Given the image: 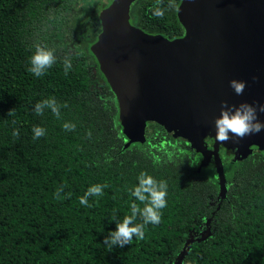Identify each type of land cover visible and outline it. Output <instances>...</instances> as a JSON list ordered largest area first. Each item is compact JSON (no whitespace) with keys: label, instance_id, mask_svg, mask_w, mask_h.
<instances>
[{"label":"trees","instance_id":"16d2710c","mask_svg":"<svg viewBox=\"0 0 264 264\" xmlns=\"http://www.w3.org/2000/svg\"><path fill=\"white\" fill-rule=\"evenodd\" d=\"M111 1L0 0V264H174L188 240L180 264H264V150L238 161L222 148L220 202L213 165L197 171L200 154L163 127L148 122L145 142L124 147L117 102L90 47L77 50L53 37L77 18L72 11L81 3H89L87 13ZM179 2L135 0L130 23L148 34L180 37ZM156 7L166 9L163 16L152 15ZM98 14H92L90 46L101 30ZM35 44L57 56L40 78L27 71ZM50 97L61 105L59 119L48 109L40 116L32 111ZM64 122L75 129H62ZM37 125L45 135L33 140ZM141 172L167 185L160 223L147 225L144 239L109 249L102 241L115 222L130 215L131 203L144 207L130 194ZM95 184L107 185L103 196L81 206L78 198Z\"/></svg>","mask_w":264,"mask_h":264},{"label":"water","instance_id":"95a60500","mask_svg":"<svg viewBox=\"0 0 264 264\" xmlns=\"http://www.w3.org/2000/svg\"><path fill=\"white\" fill-rule=\"evenodd\" d=\"M134 2L112 0L102 9L101 30L90 46L117 102L124 147L145 142L148 122L163 127L201 155L197 171L213 157L221 202L226 187L219 146L238 161L253 149L264 150V129L224 142L216 140L214 129L221 101L264 102V0H180L176 17L183 34L171 40L130 23ZM232 79L245 82L240 95L229 87ZM206 137L213 139L211 151ZM208 235L209 230L200 240Z\"/></svg>","mask_w":264,"mask_h":264},{"label":"clouds","instance_id":"9594fccd","mask_svg":"<svg viewBox=\"0 0 264 264\" xmlns=\"http://www.w3.org/2000/svg\"><path fill=\"white\" fill-rule=\"evenodd\" d=\"M172 5L170 4L169 7ZM166 9L156 7L152 11L155 17L164 15ZM70 55V54H69ZM69 55L63 59L64 74L67 75L72 68V61ZM57 56L55 49L46 45L35 44L34 52L29 58V67L27 71L34 77H42L48 69L56 62ZM255 79V77L253 78ZM229 87L232 88L236 95H240L245 88L243 80L232 79L229 81ZM67 105H64L66 107ZM61 105L57 104L55 98H47L33 105L32 111L35 115L40 116L45 109L51 111L52 115L57 119L60 118ZM11 114V113H9ZM258 114H264V102L252 103L241 102L238 105L227 104L221 101L219 115L214 118L215 138L217 141L224 142L230 139L236 140L243 138L246 135H252L264 129V120L258 118ZM62 129L73 131L75 124L64 122ZM32 139L37 140L45 135V129L41 126H33L31 129ZM12 136H18V131L13 129ZM106 184H95L89 186L84 194L78 198L79 204L84 207H91L88 198L103 196V189ZM63 191V185L56 189L55 195L60 196ZM131 196L135 200L144 204V207L138 208L136 203L130 204V215L115 222L114 230H109L103 238V245L109 249L123 248L125 245H130L133 237L137 240L144 239L145 228L147 225H158L161 220V210L166 207L167 185L161 180L157 182L152 176L141 172L137 177V184L131 189ZM67 195V194H66ZM137 217L139 221L137 222Z\"/></svg>","mask_w":264,"mask_h":264},{"label":"rangeland","instance_id":"374dc122","mask_svg":"<svg viewBox=\"0 0 264 264\" xmlns=\"http://www.w3.org/2000/svg\"><path fill=\"white\" fill-rule=\"evenodd\" d=\"M102 2L106 3L107 0H102ZM83 4L84 3H81V8H82L81 10L79 8L80 6L77 5L76 8L77 9L79 8V9L72 11L73 12L72 16L77 15V18L76 19H73V18L67 19V22L63 26L64 33L63 34L60 33V35H62V37L60 35L59 36L57 35V30L53 32V37L55 38L56 41L68 43L70 46H74L77 50H81L84 48H85V50H87V49L89 50L91 32L93 31V27H94L92 14L96 13V12L98 14L99 11L101 10V9H99L98 4H97V6L94 5V6H96L95 7L96 9L94 12L92 10H90L87 13H82V12H86L90 8L89 3H86L84 5ZM131 7H132V5H131ZM97 9H99V10H97ZM76 12H77V14H76ZM70 15L71 14H68V17H71ZM86 46H87V49H86ZM219 157H220V155H219ZM210 167H211V164H209L208 169Z\"/></svg>","mask_w":264,"mask_h":264},{"label":"flooded vegetation","instance_id":"af4514ba","mask_svg":"<svg viewBox=\"0 0 264 264\" xmlns=\"http://www.w3.org/2000/svg\"><path fill=\"white\" fill-rule=\"evenodd\" d=\"M210 139L211 140V144L209 145L208 144V142L207 143H205V141L207 140V139ZM204 143H205V145L207 146V149L209 150V151H211L212 149H213V139L212 138H210V137H206L205 139H204ZM222 146H219V149H218V154L220 155V159H221V161L223 162V157L224 156H222V154L221 153H224V150H222ZM231 152V151H230ZM232 153V152H231ZM232 157V156H231ZM201 161V155H200V159H199V162ZM209 164H211V165H213V167H214V160H213V157H211L210 158V162H209ZM209 164L207 165V167L209 166ZM199 165V164H198ZM214 170H215V167H214ZM223 172H224V170H223Z\"/></svg>","mask_w":264,"mask_h":264}]
</instances>
